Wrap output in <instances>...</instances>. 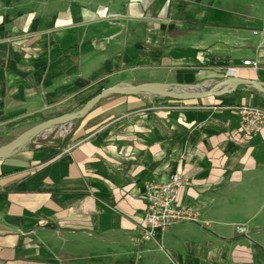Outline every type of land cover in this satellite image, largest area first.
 Segmentation results:
<instances>
[{
	"label": "crops",
	"instance_id": "obj_1",
	"mask_svg": "<svg viewBox=\"0 0 264 264\" xmlns=\"http://www.w3.org/2000/svg\"><path fill=\"white\" fill-rule=\"evenodd\" d=\"M193 1L0 0V148L120 84L264 83V9ZM229 91L112 95L0 159V264H264V129L233 110L264 94ZM174 174L198 222L143 242V183Z\"/></svg>",
	"mask_w": 264,
	"mask_h": 264
},
{
	"label": "built area",
	"instance_id": "obj_2",
	"mask_svg": "<svg viewBox=\"0 0 264 264\" xmlns=\"http://www.w3.org/2000/svg\"><path fill=\"white\" fill-rule=\"evenodd\" d=\"M254 35H259V32L254 31ZM243 64L253 68L258 67V63L251 60H246ZM228 73L229 76L236 75L235 70H230ZM233 110L238 116L240 131L247 138L257 136L264 129L263 108L244 105ZM185 185L186 179L180 174H174L163 182L152 179L144 181L142 198L146 208L141 241H153L172 226L198 222L196 212L178 204L179 192Z\"/></svg>",
	"mask_w": 264,
	"mask_h": 264
},
{
	"label": "water",
	"instance_id": "obj_3",
	"mask_svg": "<svg viewBox=\"0 0 264 264\" xmlns=\"http://www.w3.org/2000/svg\"><path fill=\"white\" fill-rule=\"evenodd\" d=\"M240 85L253 87L264 94V83L241 80L237 77H229L227 80L217 83L210 89L205 86H179L164 83H141L138 85L120 84L103 90L99 95L90 100L81 110L62 117L48 120L25 131L13 141L0 148V159L24 148L36 136L51 130L57 126L64 127L74 121L85 118L93 108L104 98L112 95H155L158 97L169 98L176 101L200 100L213 96H221L235 90ZM228 87V88H227Z\"/></svg>",
	"mask_w": 264,
	"mask_h": 264
},
{
	"label": "rangeland",
	"instance_id": "obj_4",
	"mask_svg": "<svg viewBox=\"0 0 264 264\" xmlns=\"http://www.w3.org/2000/svg\"><path fill=\"white\" fill-rule=\"evenodd\" d=\"M193 1V0H192ZM208 0H194L193 2H202V4H207ZM220 5L226 7L228 10L231 11H236V10H244L247 7L251 6L253 3L256 4L260 9H264V0H218ZM178 2L174 3L175 8H180V6L177 5ZM194 4V3H191ZM241 8V9H239ZM144 97H149V98H155L158 96L155 95H147V94H139ZM75 127V122L68 124L65 126L67 129V133H63L64 127L57 126L55 128H52L51 130L44 132L43 134H51L52 137H60L63 136L62 138H57L58 140L61 139H66L67 136L70 135V133L73 131Z\"/></svg>",
	"mask_w": 264,
	"mask_h": 264
},
{
	"label": "bare ground",
	"instance_id": "obj_5",
	"mask_svg": "<svg viewBox=\"0 0 264 264\" xmlns=\"http://www.w3.org/2000/svg\"><path fill=\"white\" fill-rule=\"evenodd\" d=\"M67 132V129L66 128H64V130H63V133L65 134Z\"/></svg>",
	"mask_w": 264,
	"mask_h": 264
}]
</instances>
